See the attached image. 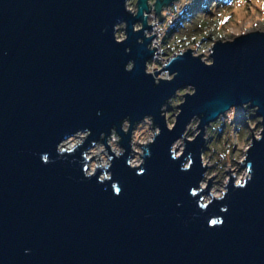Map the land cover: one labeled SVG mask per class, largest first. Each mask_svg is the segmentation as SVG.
Listing matches in <instances>:
<instances>
[{"label":"water","instance_id":"obj_1","mask_svg":"<svg viewBox=\"0 0 264 264\" xmlns=\"http://www.w3.org/2000/svg\"><path fill=\"white\" fill-rule=\"evenodd\" d=\"M142 19L124 0H0V264H264V142L250 150L252 181L230 184L207 210L191 195L205 142L188 144L181 160L170 154L193 116L203 128L249 101L264 115V36L218 45L211 68L185 56L171 66L176 80L157 86L144 72L150 41L139 44L143 33L132 28ZM124 21L129 39L117 44L113 27ZM130 60L133 72L125 71ZM189 84L197 95L169 132L160 108ZM146 115L162 129L146 173L128 166L126 154L114 160L112 180L99 182L103 170L86 179L92 141L125 117ZM82 129L93 133L83 147L59 155L58 144ZM129 139L122 146L130 153ZM188 153L194 166L181 171ZM213 217L223 225L210 226Z\"/></svg>","mask_w":264,"mask_h":264},{"label":"clouds","instance_id":"obj_2","mask_svg":"<svg viewBox=\"0 0 264 264\" xmlns=\"http://www.w3.org/2000/svg\"><path fill=\"white\" fill-rule=\"evenodd\" d=\"M194 3L195 0H143L142 4V0H124L125 11L133 18L139 17L143 11V19L133 24L132 28L135 33H143L137 40L139 44L144 45L145 40L150 41L147 50L152 53V57L145 61L144 72L152 77L157 86L162 82L171 83L176 80L180 73L173 72L171 66L185 56L190 55L211 68L216 63L218 45L227 46L249 37L264 36V0H211L206 6L207 11H200L191 19L182 20L181 26L172 31L176 27V21ZM145 4L146 8L143 7ZM201 7L205 6L202 4ZM127 29V21L114 25V40L117 44L128 41ZM125 51L131 53L132 50L126 48ZM135 67V61L130 60L125 65V71L133 72ZM196 95L197 88L189 84L176 89L175 95L161 106L160 115L169 132L177 128L178 118L183 113L182 106L187 103V98ZM242 107L247 127L237 122L241 108L232 105L203 128L202 118L193 116L181 136L170 147L171 158L181 160L188 144L195 143L198 138L205 142L206 150L199 154L201 167L205 170L199 187L191 189L193 197L200 196L199 207L202 210H207L216 201H223L230 184L242 189L253 179L254 170L249 154L256 143L264 142V115H258L260 106H252L251 101ZM161 134L162 129L155 123L152 115H146L135 123L131 116L125 117L119 126L111 128L110 134L101 133L100 140L92 141L91 146L84 151V177L91 179L99 170H103L99 175V182L112 180L109 170L114 160L125 157L126 154L128 166L138 170V175L145 174V157L151 156L150 146ZM92 135L91 129L77 130L58 144V154L74 155ZM125 136L130 137V153L122 146ZM42 161L46 164L53 162L48 153L42 154ZM194 163L193 154L188 153L187 162L181 164L180 170L190 171ZM112 187L114 194H122L123 189L118 181ZM221 211L227 212V206H223ZM223 223V219L219 217H213L209 221V225L215 227L222 226Z\"/></svg>","mask_w":264,"mask_h":264},{"label":"rangeland","instance_id":"obj_3","mask_svg":"<svg viewBox=\"0 0 264 264\" xmlns=\"http://www.w3.org/2000/svg\"><path fill=\"white\" fill-rule=\"evenodd\" d=\"M211 2V0H209V2L208 3H210ZM207 3V4H208ZM201 5H202V3H201ZM204 5V4H203ZM200 2H199V0H195V3L190 7V8H188V10L190 11V13H194V15L192 16V17H194L198 12H200V11H207V9H200ZM191 17V18H192ZM179 26H181V22H180V24H179ZM174 31H176V30H174ZM169 110H171V108H169ZM253 118H255V117H253ZM237 122L238 123H241V124H243L245 127H247V124H246V122H245V119H244V112H243V108H241V113H240V115L238 116V120H237ZM202 150H206V144L204 145V147H203V149ZM206 195V194H205Z\"/></svg>","mask_w":264,"mask_h":264},{"label":"trees","instance_id":"obj_4","mask_svg":"<svg viewBox=\"0 0 264 264\" xmlns=\"http://www.w3.org/2000/svg\"><path fill=\"white\" fill-rule=\"evenodd\" d=\"M199 2H200V6H199L200 9H204V8L207 9L206 6H207V3L209 2V0H199ZM201 3L204 4L205 7L202 8V7H201ZM193 15H194V13H190V11L187 9L185 15L176 21V27H174V28L172 29V31L177 30L176 28L179 27V24H180V22H181L182 20H185V19H191V17H192Z\"/></svg>","mask_w":264,"mask_h":264}]
</instances>
